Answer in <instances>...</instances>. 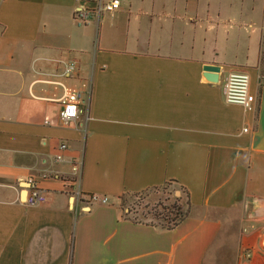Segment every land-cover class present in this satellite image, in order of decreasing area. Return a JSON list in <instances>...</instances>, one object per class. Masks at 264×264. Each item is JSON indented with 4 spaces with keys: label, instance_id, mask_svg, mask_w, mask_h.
<instances>
[{
    "label": "crops",
    "instance_id": "1",
    "mask_svg": "<svg viewBox=\"0 0 264 264\" xmlns=\"http://www.w3.org/2000/svg\"><path fill=\"white\" fill-rule=\"evenodd\" d=\"M74 4L0 0V264H264V0H120L84 25ZM234 69L251 109L223 98ZM28 177L43 202H25ZM167 182L187 200L172 227L122 209Z\"/></svg>",
    "mask_w": 264,
    "mask_h": 264
},
{
    "label": "built area",
    "instance_id": "2",
    "mask_svg": "<svg viewBox=\"0 0 264 264\" xmlns=\"http://www.w3.org/2000/svg\"><path fill=\"white\" fill-rule=\"evenodd\" d=\"M120 0H75L71 18L76 25H84L87 21L98 17L104 11H112L118 9ZM76 70V61L69 59L64 62L63 72L65 75L74 74ZM60 83V82H58ZM85 82H81L80 87L63 85L62 93L58 97L57 115L62 123L75 120L83 110L82 91ZM222 95L227 102H237L243 109H251L253 106L254 96L248 89V74L244 70H227L222 81ZM66 148V143L61 141L56 146L54 154L55 159L62 157V151ZM73 169L77 168L73 164ZM25 196L24 200L27 204H36L44 201L45 194L37 185L32 177L25 180ZM81 192L77 189L71 190L70 195L80 197ZM86 198L90 201L99 198L101 201L106 200V196L94 193L87 194ZM249 227H254L250 223ZM242 253L248 257L251 254L249 248L243 247Z\"/></svg>",
    "mask_w": 264,
    "mask_h": 264
},
{
    "label": "rangeland",
    "instance_id": "3",
    "mask_svg": "<svg viewBox=\"0 0 264 264\" xmlns=\"http://www.w3.org/2000/svg\"><path fill=\"white\" fill-rule=\"evenodd\" d=\"M175 189L178 188L166 183L156 188L124 194L121 196L120 205L133 218L161 224V220L156 219L153 213L158 212L161 206L170 204L174 197L178 196V190L174 191Z\"/></svg>",
    "mask_w": 264,
    "mask_h": 264
},
{
    "label": "trees",
    "instance_id": "4",
    "mask_svg": "<svg viewBox=\"0 0 264 264\" xmlns=\"http://www.w3.org/2000/svg\"><path fill=\"white\" fill-rule=\"evenodd\" d=\"M156 187L159 186H152L151 188H156ZM132 193H136V192H132ZM184 204H187V200L185 199V202H181L179 200V195H178L174 197L173 201L167 206H161L158 212L153 213V216L156 219L161 220V224H160L161 226L170 228L187 214L188 209L187 207L184 206Z\"/></svg>",
    "mask_w": 264,
    "mask_h": 264
},
{
    "label": "water",
    "instance_id": "5",
    "mask_svg": "<svg viewBox=\"0 0 264 264\" xmlns=\"http://www.w3.org/2000/svg\"><path fill=\"white\" fill-rule=\"evenodd\" d=\"M203 76L210 80L216 81L218 77L219 65L215 63H204L201 66Z\"/></svg>",
    "mask_w": 264,
    "mask_h": 264
}]
</instances>
